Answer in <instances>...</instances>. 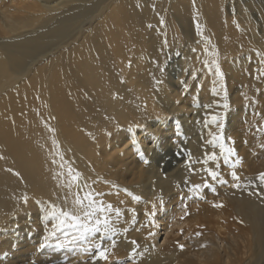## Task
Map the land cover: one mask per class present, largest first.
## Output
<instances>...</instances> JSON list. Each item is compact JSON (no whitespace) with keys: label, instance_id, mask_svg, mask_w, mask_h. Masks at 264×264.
I'll return each instance as SVG.
<instances>
[{"label":"bare ground","instance_id":"obj_1","mask_svg":"<svg viewBox=\"0 0 264 264\" xmlns=\"http://www.w3.org/2000/svg\"><path fill=\"white\" fill-rule=\"evenodd\" d=\"M70 172L119 215L41 247ZM260 173L264 0H0V264H264Z\"/></svg>","mask_w":264,"mask_h":264},{"label":"snow or ice","instance_id":"obj_2","mask_svg":"<svg viewBox=\"0 0 264 264\" xmlns=\"http://www.w3.org/2000/svg\"><path fill=\"white\" fill-rule=\"evenodd\" d=\"M204 64L206 66H209L208 61H204ZM209 70H211L210 66ZM216 71L222 77V73H220V69L218 66L216 68ZM224 107L227 108L228 105L224 104ZM212 121L217 122V117L213 116ZM218 139L220 138L214 137V140L209 141V143H213L215 140ZM216 160V153L213 152L211 154H206V159L203 162H215ZM206 171L208 173V176L211 177L212 180L218 179L217 172H215L211 168L206 169ZM193 172H195V169H193ZM70 175L72 177V182L75 183L78 187V190L73 194L74 200L72 206L66 210L63 208L57 209L53 205L52 211L50 213L52 219L55 220L53 230L50 232V237H54L56 238V240L59 241L55 245V247L57 248L66 247L70 244L83 241H88V243L91 245L92 242L89 240V237H93L101 232H107L112 228L111 217L109 214L115 212L116 215H119V210L114 209L113 205L105 204L104 202L99 201L96 198V194H94L92 191H85L83 188L79 187V173L72 174L70 172ZM232 177L236 180L239 179L235 172L232 173ZM259 179L261 182H264V173L259 174ZM222 182L226 183V181ZM204 186L211 187V185L207 182ZM233 186L239 187L238 184ZM193 188L198 189L200 188V185H194ZM25 202H27L26 199ZM219 206L220 205H217V207ZM57 233H59L60 236H57ZM61 236L64 237L63 240L60 239ZM47 239L48 238H46L45 244L41 245V247L49 246L47 243ZM133 243L135 244L136 242L133 241ZM94 247L101 249V246L99 244L94 245ZM88 250V248H85V251ZM135 254L136 253L133 252V255ZM99 256L101 259L107 260V250L101 249L99 251Z\"/></svg>","mask_w":264,"mask_h":264},{"label":"rangeland","instance_id":"obj_3","mask_svg":"<svg viewBox=\"0 0 264 264\" xmlns=\"http://www.w3.org/2000/svg\"><path fill=\"white\" fill-rule=\"evenodd\" d=\"M235 21H236V23L239 25V27L243 30V31H245V29H247L248 27L245 25V23H244V20H243V18H242V16H240V15H238L236 18H235ZM171 25H172V32H173V34H174V36L177 38V39H179V40H181L182 42H183V45L181 46V48L182 49H184L185 47H187V45H184L187 41H193L194 40V38H195V32H194V38H191L192 37V30L193 29H191V30H186L182 25H180V24H177V22L175 21V19H173L172 21H171ZM249 29V28H248ZM249 30H251V29H249ZM173 49V45L172 46H170L169 48H167V50L166 51H171ZM181 64H183V61H181ZM175 70V65L174 66H172L171 67V69L169 70V72H167V75H168V77H170V76H173V77H175L174 76V71ZM177 72H178V69H177ZM177 81V80H176ZM219 83H220V81L218 80V79H214V82H213V86L214 87H217L218 85H219ZM173 85V88L178 92V91H180L181 90V88H182V83L181 82H178V85L179 86H177V87H175L174 86V84H172ZM147 105V104H146ZM157 112H159V111H157ZM228 113V112H227ZM225 114V121H224V125H227L228 126V124L231 122V119H229V117H228V114ZM179 156H180V154H174V155H172L168 160H167V163L169 164V163H171L173 160H175L176 158H179ZM169 161V162H168ZM263 184H264V182H263ZM264 186V185H263ZM3 215V214H2ZM2 215H0V218L2 219ZM1 219H0V221H1ZM4 234H5V232L3 231V236H4ZM57 236H60V234L59 233H57ZM48 239H51V240H53V237H49ZM47 239V240H48ZM60 239L61 240H63L64 239V237H60ZM227 240H228V238H227ZM0 242H2L3 243V239H0ZM57 242H59V241H57ZM160 242V244L162 245L163 244V240L162 241H159ZM23 260V259H22ZM18 264H35L34 262L33 263H31V262H28V261H20V263H18Z\"/></svg>","mask_w":264,"mask_h":264}]
</instances>
